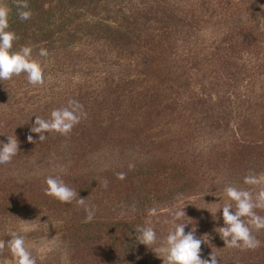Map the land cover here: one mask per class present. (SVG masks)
<instances>
[{"label":"trees","instance_id":"1","mask_svg":"<svg viewBox=\"0 0 264 264\" xmlns=\"http://www.w3.org/2000/svg\"><path fill=\"white\" fill-rule=\"evenodd\" d=\"M16 3L9 0L10 30L19 37L13 51L31 47L45 83L27 102L0 97V141L13 132L19 146L12 163L0 166V218L35 219L96 203L106 214L52 237L70 264H163L137 241L135 228L151 226L163 240L171 213L184 208L179 222L203 237L204 258L212 252L220 264H264V230H253L261 241L255 250L224 247L222 214L202 201L221 199L216 191L225 183L254 190L244 177L264 167V29L252 15L264 0H28L26 21ZM210 30L219 36L204 42ZM147 57L170 61L178 79L141 69ZM23 86L31 87L24 78L5 81L6 89ZM69 100L86 113L69 135L26 141L38 140L30 133L36 116L47 119ZM49 175H59L85 204L46 195ZM6 235L0 264H14Z\"/></svg>","mask_w":264,"mask_h":264},{"label":"clouds","instance_id":"2","mask_svg":"<svg viewBox=\"0 0 264 264\" xmlns=\"http://www.w3.org/2000/svg\"><path fill=\"white\" fill-rule=\"evenodd\" d=\"M17 15L21 21L31 18L32 12L28 0H17ZM10 9L0 5V81L11 80L13 77L24 76L26 82L32 87H39L45 83V76L40 64L32 59V48L21 46L18 51H13V44L19 39L17 34L10 30ZM49 53L45 50L39 52L41 59L47 58ZM86 116L84 106L76 100H69L67 106L56 108L51 111L49 118L35 117L30 128V133L38 134L37 138L27 135L29 143L43 142L47 134L57 133L67 136L73 128ZM17 138L13 135L7 136V142L0 141V166L12 163L18 154ZM132 167L131 165L129 166ZM118 179L124 180L125 174L119 173ZM244 184L255 186L261 183V178L256 175H246ZM47 185L45 194L58 200L62 204L78 205L85 204L84 198H80L78 192L69 187L59 175L46 177ZM107 188V181L103 185ZM225 194L228 199L235 203V211L231 203L223 206V226L219 227V237L224 242V247L239 250H255L261 246V241L253 235V230L259 232L264 230V216L257 214V209H264V189H261L253 197L248 190L235 186H226ZM86 222H91L95 215V209L85 207ZM156 208L149 210V215L155 216ZM186 216L183 209L171 213L172 225L166 238L158 241L157 233L151 226H137L136 239L140 244L160 253L163 264H220L218 257L212 252L207 258L202 256L201 246L205 243L203 237L196 236V230L186 232L187 223L179 222ZM11 238L7 241V247L11 253L14 264H37V258L26 246L25 236L15 231L11 232ZM5 247L0 244V251Z\"/></svg>","mask_w":264,"mask_h":264},{"label":"rangeland","instance_id":"3","mask_svg":"<svg viewBox=\"0 0 264 264\" xmlns=\"http://www.w3.org/2000/svg\"><path fill=\"white\" fill-rule=\"evenodd\" d=\"M8 3V4H7ZM0 5H4L9 8V0H0ZM253 7L255 5H252ZM263 7V6H259ZM255 11L253 12V16L255 19L262 21V24L260 28L264 29V7L262 9L254 7ZM107 6H104L102 15H107ZM112 14V13H111ZM114 15V14H112ZM111 20V19H110ZM216 30V29H215ZM203 37L205 38V41H210L212 39H215L219 36L218 31L210 30L208 33H203ZM98 47V45H97ZM99 48H105V44L100 45ZM106 49V48H105ZM140 67L141 69H148L152 71H159L164 77H167L168 79H178L177 76H174V68L173 66H169L170 61H154L152 57H147L146 59L140 60ZM16 81H20L24 78L23 75L20 77H13ZM20 79V80H19ZM25 79V78H24ZM5 81H0V97H3L4 94L13 95L15 94L16 98L20 99L23 102L29 101L33 95L36 93V91L39 89V87H17L14 90H10L9 88H5ZM32 89V90H31ZM259 115V112H252L249 115L250 119H255ZM102 163V162H101ZM99 163V164H101ZM104 164V163H103ZM260 171L252 174L256 175L261 178V183L258 185L253 186L254 190H248L252 194H257L259 190L264 189V167L259 168ZM228 186L226 183L223 184V186L220 188V190L216 191L219 196H221V199H218V197H215V195L212 196H205L202 201L203 203H206L205 206L207 211L210 210L213 212L215 216L222 214V208L224 205L231 203L233 205V209H235V203L230 201L228 197L225 194V187ZM250 188V185H246ZM245 186V187H246ZM208 206V207H207ZM89 208L95 209V215L96 212H100L103 214H106V212H102L97 208L96 203L89 204ZM82 207L79 209V212L76 211H47L41 215H38L35 219L26 217H23V215L11 213L4 217L0 218V235L1 234H7L3 240L4 243H7V239L11 238V232L15 231L19 234H22L25 236L26 240V246L29 248V250L32 252L33 256L37 258V264H70L69 255L66 250L58 249L57 247L59 244H61V241H56L54 243V240L52 237L56 236L58 233H64L65 227H69L71 224L83 221L86 219V213L84 211V208ZM93 218V219H94ZM44 237V239H41ZM39 238V239H38ZM54 245V249L50 250L49 247ZM122 264H133L132 262L127 263L124 261Z\"/></svg>","mask_w":264,"mask_h":264}]
</instances>
